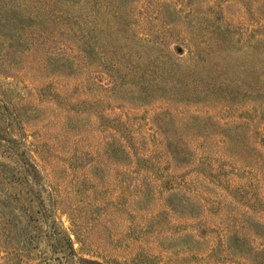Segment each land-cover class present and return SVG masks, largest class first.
Segmentation results:
<instances>
[{
	"label": "rangeland",
	"instance_id": "1",
	"mask_svg": "<svg viewBox=\"0 0 264 264\" xmlns=\"http://www.w3.org/2000/svg\"><path fill=\"white\" fill-rule=\"evenodd\" d=\"M129 4L136 30L166 44L206 41L212 26L264 42V0ZM101 71L55 75L54 62L26 53L1 62L0 116L15 109L23 121L0 120V264H264L259 111L247 100L141 107L117 99ZM233 131L242 146L221 142ZM19 151L39 173L15 198L8 173ZM59 230L75 255L56 249Z\"/></svg>",
	"mask_w": 264,
	"mask_h": 264
},
{
	"label": "trees",
	"instance_id": "2",
	"mask_svg": "<svg viewBox=\"0 0 264 264\" xmlns=\"http://www.w3.org/2000/svg\"><path fill=\"white\" fill-rule=\"evenodd\" d=\"M129 2L0 0V64L5 57L26 53L37 56L38 64L48 61L49 67L54 62L55 75L69 76L96 66L109 80L110 92L121 101L144 107L157 102L226 106L247 100L264 121L263 41L236 38L229 28L212 26V35L206 41L197 38L189 44H166L163 39L136 30ZM0 117L11 126L23 121L15 109H10L6 119ZM185 120L198 122L196 117ZM204 125L202 135L210 137L211 126ZM212 126L220 127L214 122ZM235 132L231 137L221 134V142L242 146L244 139ZM12 155L14 166L9 169L8 190L20 188L15 192L18 198L28 181H33V175L39 173V167L26 151ZM30 194L34 214L39 203L36 192ZM54 242L64 254H76L72 239L64 231L59 230Z\"/></svg>",
	"mask_w": 264,
	"mask_h": 264
}]
</instances>
